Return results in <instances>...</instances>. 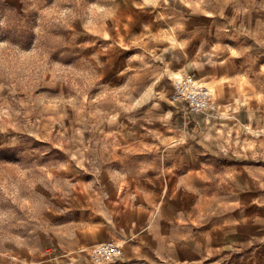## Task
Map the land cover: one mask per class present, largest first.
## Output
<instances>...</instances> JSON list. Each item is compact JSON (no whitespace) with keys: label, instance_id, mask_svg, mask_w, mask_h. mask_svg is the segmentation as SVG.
I'll return each instance as SVG.
<instances>
[{"label":"rangeland","instance_id":"374dc122","mask_svg":"<svg viewBox=\"0 0 264 264\" xmlns=\"http://www.w3.org/2000/svg\"><path fill=\"white\" fill-rule=\"evenodd\" d=\"M190 71L220 118L171 101ZM111 96L130 119L160 102L199 122L214 177L243 193L251 176L264 197V0H0V264H97L68 241L88 225L72 204L119 145L101 128Z\"/></svg>","mask_w":264,"mask_h":264},{"label":"crops","instance_id":"0c3cea01","mask_svg":"<svg viewBox=\"0 0 264 264\" xmlns=\"http://www.w3.org/2000/svg\"><path fill=\"white\" fill-rule=\"evenodd\" d=\"M177 57L196 68L191 56ZM110 100L116 113L101 128L119 145L96 188L72 204L84 206L77 213L88 225L76 228L69 251L116 241L123 254L110 264H264V197L253 198L252 177L243 193L236 178L214 177L208 159L219 151L205 148L199 122L175 121L160 102L130 119Z\"/></svg>","mask_w":264,"mask_h":264},{"label":"built area","instance_id":"2783aa9c","mask_svg":"<svg viewBox=\"0 0 264 264\" xmlns=\"http://www.w3.org/2000/svg\"><path fill=\"white\" fill-rule=\"evenodd\" d=\"M170 99L173 103L182 104L193 114H205L216 118H220L222 114L213 90L203 83L195 72L174 75L171 79ZM122 254V245L116 241H107L91 249V256L97 264L119 259Z\"/></svg>","mask_w":264,"mask_h":264}]
</instances>
